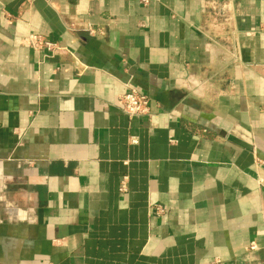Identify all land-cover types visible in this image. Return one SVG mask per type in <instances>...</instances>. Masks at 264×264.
<instances>
[{
    "label": "crops",
    "instance_id": "obj_1",
    "mask_svg": "<svg viewBox=\"0 0 264 264\" xmlns=\"http://www.w3.org/2000/svg\"><path fill=\"white\" fill-rule=\"evenodd\" d=\"M0 264H264V0H0Z\"/></svg>",
    "mask_w": 264,
    "mask_h": 264
},
{
    "label": "built area",
    "instance_id": "obj_2",
    "mask_svg": "<svg viewBox=\"0 0 264 264\" xmlns=\"http://www.w3.org/2000/svg\"><path fill=\"white\" fill-rule=\"evenodd\" d=\"M149 0H143L147 3ZM25 42L36 51H46L50 54L62 53L63 47L57 42L52 41L48 37L40 34H30L25 37ZM150 97L147 94L140 93L134 89L126 91L119 96L120 109L130 116L145 115L150 111ZM135 141V140H132ZM121 190L126 191L127 185L125 180L121 183ZM158 211H161L159 205L156 206Z\"/></svg>",
    "mask_w": 264,
    "mask_h": 264
}]
</instances>
